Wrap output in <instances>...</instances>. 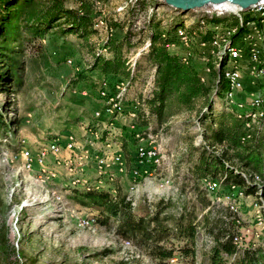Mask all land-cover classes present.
Instances as JSON below:
<instances>
[{
	"label": "rangeland",
	"instance_id": "obj_1",
	"mask_svg": "<svg viewBox=\"0 0 264 264\" xmlns=\"http://www.w3.org/2000/svg\"><path fill=\"white\" fill-rule=\"evenodd\" d=\"M69 7L93 20L89 31L83 36L78 32L64 38L59 37L60 29L48 33L41 41L47 63L43 65L40 60L33 67L23 68L19 93L13 94L16 89L9 88V92L0 95L1 108L3 105L6 109L1 112L5 120H22L16 134L13 133L15 128L10 126L0 139V264H156L148 249L141 247L136 239H123L116 233V220L110 219L107 226L100 225L95 211L69 201V188L77 187H74L76 179L68 167L75 163L71 155L64 152L62 137H74L77 147L86 148L79 145L85 140L86 133L88 138L93 133L97 135H94V149L87 154L88 162L85 163L88 166L83 181H87V185L97 184L101 190H115V197L124 198L129 189L136 186L139 204H148L152 212L162 202L159 219H170L166 223L169 235L161 245L173 246L176 256L177 249L187 242L177 238L181 232L179 228H184L188 221L194 229L195 264H210L209 252L213 244L225 235H235L238 247L235 255H223L226 264L241 258V249L248 246L264 250V193L261 195L260 184L250 168L243 169L230 155L226 160V165L235 167L241 177L245 176L247 184L256 181L252 183L257 188L255 194L247 193L248 188L231 189V182L222 183L210 177L201 179L195 175V167L205 152L212 154L214 150L219 155L223 150L222 146L210 148L211 127L216 128L228 114L264 112L261 107L264 106V72L259 64L255 66L250 61V49L255 47L258 50L264 46V33L263 38L257 39L254 27L260 25L258 16L261 15L253 9L248 16V27L253 35L245 39L249 51L238 48L240 51L227 53L230 44L220 48L200 45L196 37L210 38L209 27L200 25V19L203 14L208 17V12L212 15L210 23L222 25L219 20H240L241 13L200 11L182 14L154 0H82L71 2ZM176 18L182 29L173 39L174 29L170 27H174L176 21L173 23V19ZM261 25L264 28V20ZM214 32L212 37L220 45L221 35L230 36V30ZM153 35L158 36L164 46L173 40L165 47L167 53L187 58L204 82L209 80V97L216 91L211 108L206 109L209 98L207 101L197 100L189 110L172 108L161 123L150 114L148 106L146 112L133 110V120L124 115V111L117 117L94 116L103 108L99 98L101 80L114 87L120 79L131 77L129 90L134 83L136 86L127 99L131 101L124 105L126 113L132 111V99L136 96L142 99L143 89H146L145 95H153L156 68L149 60ZM95 54L105 61H111L117 54L122 69L112 76L102 75L97 67L92 70ZM235 57L240 87L227 99L215 63L224 59L226 66ZM261 100L263 104L259 108L255 102ZM122 116L123 119H118ZM258 120L251 122L254 124L251 129L260 127L264 118ZM110 122H114L116 133L108 131ZM136 134L145 140L138 142ZM147 135L151 136V143L146 140ZM153 139L165 153L164 159L158 167L151 164L146 171L138 173L137 146L149 149L153 146ZM50 142H54L59 151L48 155L46 163L41 166L34 160L33 169L26 170L25 158H21L24 145L34 158L38 150ZM69 144L68 150H75V145ZM103 151L120 153L123 160V172L118 173L113 167L111 181L97 178L94 171V160ZM132 162L134 166L130 168ZM42 170L52 172L53 176L43 175ZM211 180L216 181L217 186L209 184ZM232 191L240 192V197H234ZM85 218L93 219L96 227L83 228L80 222ZM180 221L182 225L177 227Z\"/></svg>",
	"mask_w": 264,
	"mask_h": 264
},
{
	"label": "trees",
	"instance_id": "obj_2",
	"mask_svg": "<svg viewBox=\"0 0 264 264\" xmlns=\"http://www.w3.org/2000/svg\"><path fill=\"white\" fill-rule=\"evenodd\" d=\"M73 1L82 0H0V95L9 92V88L16 89L13 94L19 93L22 85L20 72L23 68L33 67L40 60L43 65L47 63V56L44 54L41 41L46 38L48 33L60 29L59 37L64 38L78 32L83 36L89 31L93 20L88 15L82 14L81 11L70 8L69 4ZM263 12L261 20V17L258 16L260 25L253 24L258 31L262 28ZM249 14L250 12L241 13L240 20L237 18H234L233 21L228 18L219 20L222 25L210 23L209 20L212 18H204V21L206 26L211 29L219 26L234 29L235 33L230 37L231 46L249 51L245 44V39L250 34ZM173 20V23L176 21V24L174 27H170L169 24V27L174 29L171 34L174 39L177 31L182 27H180L178 18ZM211 29L208 30L210 38L198 36L201 43L211 42L213 36ZM172 41L169 40L164 46V42L158 36L153 35L149 47V60L155 66L156 74L155 89L151 95L153 97L152 99L150 97L149 100H151L146 101V104L147 109H150L149 112L151 111L150 114H154L159 123L171 113L172 108H176L177 111L189 110L194 101H207L211 92L209 80L202 82L201 74L199 71L197 73L193 64H185L178 55L167 53L168 50L166 51L165 47ZM257 52L259 67L264 72V46L259 47ZM95 55L92 70L97 67L102 75L112 76L117 75L122 69V63L117 54H114L111 61H105L97 54ZM36 57L38 60H35ZM217 63L220 67L216 70V74L218 73L221 82H224L223 87L226 88L224 73L229 69L225 67L224 61H217ZM261 107L264 111V106L261 105ZM2 111L6 112V109L3 105L1 108L0 104V139L7 134L10 126L15 128L13 133L16 134L22 123V120L17 118L7 122ZM253 125L247 118L228 114L216 128L211 127L209 140L212 147L210 148L222 146L223 150L219 155L215 154L214 150H212V154L205 152L195 167V175L201 179L210 177L222 183L231 182L229 184L231 189L232 187L248 188L247 193H253L254 190L257 192L256 185L252 184L256 181L253 180L252 183L247 184L245 176L241 177L235 167L226 165V160L230 155L232 160L241 167L243 166V169L250 168L249 171L257 177L262 195V192L264 193V120L260 127L251 129ZM236 167L238 166L236 165ZM213 180L209 181V184L217 186V182ZM211 188L212 186L209 190ZM69 190L68 199L70 202L81 208L95 211L98 216L97 222L100 225L107 226L110 219L116 220L118 223L116 233L123 239H136L141 247L148 249L156 264H170L171 260H175L174 264H195L194 229L191 222H185L184 228H179L181 232L177 238L187 242L182 248L177 249V256L173 246L168 248V246L161 245V242L169 235L166 223L170 219H159L162 202L156 206V211L152 212L148 204V207L145 204H139L138 200L133 208L127 201V196L126 198L120 195L115 197L116 192L111 194L105 190H98L96 185L88 184L83 187L69 188ZM143 209L147 210L143 211ZM181 225V221L179 225L176 224L177 227ZM216 240L209 252L210 264H226L223 255L231 257L238 253L235 235H225ZM241 253L242 257L232 264H264V250L261 248L256 249L248 246L244 250L241 249Z\"/></svg>",
	"mask_w": 264,
	"mask_h": 264
},
{
	"label": "bare ground",
	"instance_id": "obj_3",
	"mask_svg": "<svg viewBox=\"0 0 264 264\" xmlns=\"http://www.w3.org/2000/svg\"><path fill=\"white\" fill-rule=\"evenodd\" d=\"M263 8H264V5L257 7L254 10H255V12L259 13V15L262 16L263 15L262 14ZM231 10H233V9L226 7V6L217 7V8L213 9V11L218 13V14L229 13V12H232ZM194 13H196V12H194ZM206 13H207L206 15H208V17L204 16V14H203L202 18L200 19V25L208 28L206 26L204 18H212V15L208 12H206ZM209 29H211V28H209ZM209 29H207V30H209ZM218 29L230 30V36L221 35V40H222L221 45L218 44L219 42L216 40V38L212 37L211 42L208 43L209 46H211V48H215V47L220 48V47H223L227 44H230V37L233 36V34L235 33L234 29L231 30V29H227V28H221L220 26L219 27H212L211 30L214 34L215 33L214 31H218ZM263 29L264 28L262 27L259 31L257 30V32H255L257 39H259V37L263 38V33H264ZM208 32H210V31H208ZM254 45H256V44H254ZM228 47H230V48L228 49L227 53H229V52L233 53L234 51H240L237 47H233V46H228ZM256 50H257V48H255V47H253L252 50L250 49V53H251V57H250L251 60L250 61L255 66L257 64H259L258 54H257ZM211 53H213V49H212ZM217 53H219V51H217ZM217 58H218V56H217ZM233 59H234V61L232 63H228L225 66L227 69H229L228 71H226L224 73V76H225L224 80L227 83V86L225 88V90H226L225 92H227V96H228L227 99H230L232 97V95H234L235 90L240 87L239 86V74L237 71H235V68H234L235 64L237 63V61H236L237 57H235ZM181 61L183 63L187 64L189 60L187 58H182ZM222 61L220 60V62H222ZM68 63H70V61H68ZM207 65H208V60H207ZM215 67H220V65L216 64ZM217 69H219V68H217ZM133 70L134 69L132 68L131 71H133ZM131 80L132 79H124V80L120 81L118 84H116L114 86V90L112 93L107 92L105 81H103V83L101 84V88L99 89V96H100L99 98H100L101 102L103 103V108L101 109V113H98L95 115L96 117H99L102 115H104V116L106 115V116H110V117H117V116H121L123 114V111H124L123 110V104L128 99V97H131V95H130L131 91L129 90L130 89L129 87L131 86V83H132V82H130ZM200 80L202 82H204V80L202 78ZM149 87H152V86H149ZM142 94H143L142 99H139L138 97L132 99V102H131L132 103V111L133 110L136 111L139 109V111L146 112V108H147L146 101L151 97V95L150 96L145 95V92H143ZM146 96H149V97H146ZM217 101H219V100L217 99ZM255 103H256V106L260 108V105L262 104V100L256 101ZM133 113H134V111H133ZM258 114H260V115H258ZM263 116H264V112H262V114L256 112L254 114L248 113L246 115H241V114L237 115V117L247 118L251 122H254L255 120L261 119V118H263ZM109 126L110 127L108 128V131H110L111 133H116V130H114V128H113L112 122H110ZM86 135H87V133L84 135V137H86L85 140L83 141L82 144H79V145H82V146L88 148V152H89L88 154H90V151H92V149H94V143H93V141L95 140L94 135L96 136L97 134L93 133L91 135V138H88V135L87 136ZM68 139H72V137H69ZM135 139L138 140V142H143L145 140V138L140 134H136ZM146 140L147 141L149 140V143H151L152 142L151 136L147 135ZM50 143L51 144L44 145L41 148H46V150L53 151V153L56 154L59 151V148L56 146V144L54 142H50ZM75 144H76V142L70 143L69 145H72V147H73ZM107 146H109V145H107ZM141 149H143V148H141ZM104 154H115V152L109 153L107 151H103L99 155V157H96L94 160V163L96 165L94 167V171L96 173L97 178L107 180V181H111L113 178V175L111 173L113 167H116L117 172L121 173L123 171V168H122L123 161H122V158L118 155V153H116V156L112 157V161H110L109 158ZM47 157H48V155H47ZM87 158H88V156H87ZM44 162H45V160H36V163H38L40 166L42 164H44ZM160 162L161 161H156L155 163H152V165L158 167L160 165ZM74 163H75V165H71L70 167H68L69 173L71 174V176L74 179H76V184L74 185V187L78 188V186L80 185L81 182L83 185H80L79 187H83V186L87 185V181L84 182L83 181L84 179L80 178V176L83 175L84 169L88 166V164L83 162V166H81V165H79V162L74 161ZM25 169L26 170L29 169V166H27V162H25ZM41 173L45 176H53L52 172H50V171L46 172L45 170H42ZM97 183L100 184V182H97ZM96 189L101 190L97 184H96ZM105 191H108L111 194H114V192H115L114 190H105ZM137 192H138L137 187L132 186L129 189V192H128V195L126 198L127 201L130 203L131 207H133V208L136 206L137 201H138V199H137L138 197H136ZM80 225L86 229H91V228L96 227L95 221L93 219H90V218H85V219L81 220ZM169 263L173 264V263H175V260H171Z\"/></svg>",
	"mask_w": 264,
	"mask_h": 264
},
{
	"label": "built area",
	"instance_id": "obj_4",
	"mask_svg": "<svg viewBox=\"0 0 264 264\" xmlns=\"http://www.w3.org/2000/svg\"><path fill=\"white\" fill-rule=\"evenodd\" d=\"M102 26H104L103 22ZM131 127H133V125H131ZM62 142L64 143V152H67L71 155L72 161L79 162V165L81 166H83V162H88V148L77 147L75 144V150H68V143H75L74 137L73 139H63L62 137ZM47 155H55V153H53V151L46 150V148H40L36 156L33 158L31 152L25 145L23 152H21V158H25V162H27L29 169H33L34 160H45L46 163ZM104 155H106L109 160L112 161V157L116 156V152L115 154ZM164 155L165 153L162 152V148L159 146V144H157L156 139H153V146L149 147V149H141V145L137 146V172L142 173L143 171H146L148 168H150L152 163H155L156 161H162L164 159ZM93 166L96 165L93 164ZM231 194H234V197H240V192L232 191ZM157 195L161 196V193H158Z\"/></svg>",
	"mask_w": 264,
	"mask_h": 264
},
{
	"label": "water",
	"instance_id": "obj_5",
	"mask_svg": "<svg viewBox=\"0 0 264 264\" xmlns=\"http://www.w3.org/2000/svg\"><path fill=\"white\" fill-rule=\"evenodd\" d=\"M158 4L174 9L182 14L200 11H213L217 7H229L231 13H248L257 7L264 5V0H154ZM215 94L209 97L208 106L211 108Z\"/></svg>",
	"mask_w": 264,
	"mask_h": 264
},
{
	"label": "crops",
	"instance_id": "obj_6",
	"mask_svg": "<svg viewBox=\"0 0 264 264\" xmlns=\"http://www.w3.org/2000/svg\"><path fill=\"white\" fill-rule=\"evenodd\" d=\"M256 32H257V30H256ZM248 36H253V35H248ZM197 39H198V41H199V38L198 37H196ZM200 42V41H199ZM246 43V42H245ZM200 45L201 46H205V45H209V44H206V43H201L200 42ZM121 81H122V79H120ZM120 80H115V81H120ZM103 81L104 80H102V82H101V84L103 83ZM115 81H112V82H115ZM98 82V81H97ZM110 82V81H109ZM118 83V82H117ZM105 84H106V90H107V92H109V93H112L113 92V90H114V87L112 86V87H109L108 86V84L106 83V81H105ZM136 86V84L134 83V87ZM133 87V88H134ZM133 88H131V93H132V90H133ZM143 92H145L146 93V89H143V91L141 92V93H143ZM131 93H130V95H131ZM134 97V96H133ZM136 97H138L139 98V96H136ZM146 97H149V96H146ZM149 100V99H148ZM147 100V101H148ZM128 101H131L130 99L129 100H126L125 102H124V104H123V109H124V105L126 104V103H128ZM130 108H132V103H131V106H130ZM129 111V112H128ZM127 111V113L125 112V110H124V115H127L130 119H132L131 117H134V113H131L132 111L131 110H128ZM98 113H101V110L99 111V112H96L95 114H94V116L96 115V114H98ZM123 117L124 116H122L121 118H118V119H123ZM104 119V118H103ZM103 119H101L100 121H102ZM118 119H116L115 118V121L116 120H118ZM133 120V119H132ZM114 121V122H115ZM114 122H113V124H114ZM118 131H120L121 132V134H122V131L121 130H118ZM117 140H118V138L116 139V142H117ZM83 143V142H82ZM81 143V144H82ZM91 152V151H90ZM117 153V152H116ZM118 155L121 157V154L120 153H118ZM122 158V157H121ZM123 161V160H122ZM90 164V163H89ZM130 166V168H132L133 166H134V162H132V165H129ZM85 171H86V168L84 169V173H85ZM123 172V171H122ZM83 173V174H84ZM83 178V175L82 176H80V178Z\"/></svg>",
	"mask_w": 264,
	"mask_h": 264
}]
</instances>
